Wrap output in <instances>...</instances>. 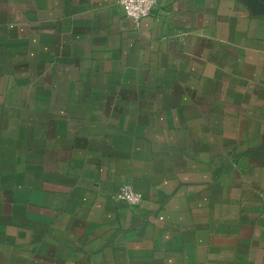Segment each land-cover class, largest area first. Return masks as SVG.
Returning <instances> with one entry per match:
<instances>
[{
	"label": "crops",
	"instance_id": "1",
	"mask_svg": "<svg viewBox=\"0 0 264 264\" xmlns=\"http://www.w3.org/2000/svg\"><path fill=\"white\" fill-rule=\"evenodd\" d=\"M263 211L253 0H0V264H264Z\"/></svg>",
	"mask_w": 264,
	"mask_h": 264
},
{
	"label": "built area",
	"instance_id": "2",
	"mask_svg": "<svg viewBox=\"0 0 264 264\" xmlns=\"http://www.w3.org/2000/svg\"><path fill=\"white\" fill-rule=\"evenodd\" d=\"M118 4L125 16L135 25H138L143 18L151 14L155 8L156 0H118ZM117 198L128 207H137L143 200L142 195L135 192L128 184L121 186Z\"/></svg>",
	"mask_w": 264,
	"mask_h": 264
},
{
	"label": "water",
	"instance_id": "3",
	"mask_svg": "<svg viewBox=\"0 0 264 264\" xmlns=\"http://www.w3.org/2000/svg\"><path fill=\"white\" fill-rule=\"evenodd\" d=\"M253 2L258 5L260 9H264V0H253Z\"/></svg>",
	"mask_w": 264,
	"mask_h": 264
}]
</instances>
